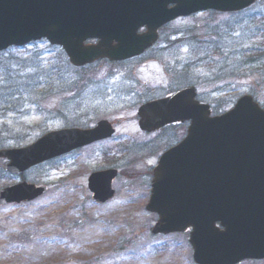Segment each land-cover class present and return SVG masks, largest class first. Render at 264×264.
Returning <instances> with one entry per match:
<instances>
[{"label":"rangeland","instance_id":"1","mask_svg":"<svg viewBox=\"0 0 264 264\" xmlns=\"http://www.w3.org/2000/svg\"><path fill=\"white\" fill-rule=\"evenodd\" d=\"M254 15H264V0L242 15L202 13L178 19L160 30L158 44L144 57L121 64L76 69L61 48L45 40L0 53V149L25 148L47 133L90 129L102 120L116 129L113 139L45 163L21 177L4 173L6 161L0 160V191L21 182L49 188L32 203L0 207V244L6 237L1 233L4 225L20 230L27 221L26 233L36 234L38 226L56 223L69 210L79 214L83 210L92 221L84 232V246L79 255L75 253L76 261L84 263L98 255L109 257L103 264H194L188 233L151 238L158 218L146 210L151 169L182 138L186 127L178 129L183 134L177 139V129L147 136L139 130L137 112L148 100L192 85L199 100L219 112L250 95L257 77L220 80L216 75L222 66L236 61L231 53L241 43L238 30ZM263 100L259 101L262 107ZM108 169L120 172L114 183L116 195L100 206L92 200L88 178ZM127 235L135 238L138 249L113 255L117 242ZM42 249L33 248L31 259L39 263L36 256L67 258V253ZM2 257L0 251V264H16ZM48 264H58V259Z\"/></svg>","mask_w":264,"mask_h":264},{"label":"water","instance_id":"2","mask_svg":"<svg viewBox=\"0 0 264 264\" xmlns=\"http://www.w3.org/2000/svg\"><path fill=\"white\" fill-rule=\"evenodd\" d=\"M257 0H0V52L47 40L60 46L79 68L108 59L122 62L142 55L170 22L201 12L236 13ZM172 6V7H171ZM141 28L146 33L138 35ZM99 40L96 45H85ZM194 87L143 105L139 128L152 133L190 123L186 138L167 151L154 170L147 212L158 216L153 236L184 234L195 264H240L264 260V110L251 96L228 113L211 117ZM101 121L90 130L51 132L31 146L0 150L11 176L112 138ZM117 170L92 174L93 201L115 197ZM47 187L26 182L0 192V207L31 203Z\"/></svg>","mask_w":264,"mask_h":264},{"label":"trees","instance_id":"3","mask_svg":"<svg viewBox=\"0 0 264 264\" xmlns=\"http://www.w3.org/2000/svg\"><path fill=\"white\" fill-rule=\"evenodd\" d=\"M246 12L236 15H242ZM248 21L246 23L244 20L241 23L242 27L238 30L242 38L241 43L236 45L237 51L234 50L233 54L230 52L231 55L237 56L236 61L232 62L231 65L222 66L216 77L220 80L234 77L242 79L257 77L259 81L252 83L253 88L249 93L255 101L259 102L264 97V15H254ZM231 40H233L232 37H230L228 45ZM253 41H261V43L249 46ZM229 68L232 69L227 71ZM213 110L214 115L220 114L217 109ZM71 211L69 210L66 214L60 216L56 223L38 226L36 231L40 234H27L26 229L30 226V222L27 221L25 222V227L20 230H16L13 227L6 228V225H4L3 228L5 229L1 233L6 237L0 244L2 258L9 263L11 261L16 264H44V262L48 264V262L55 259H58V264H103L109 257L98 255L87 257L84 263L75 260V253L79 255V248L84 246L82 244L85 239L84 232L90 226L88 223L92 220L86 215V211L82 210L80 214L79 212L74 213L75 210ZM48 231H53V233H48ZM36 239L41 240L36 241ZM33 248L35 250L46 248L47 250L43 252L50 254L59 252L64 255L67 253V258L62 259L60 255L46 258L36 256L39 260L38 263L36 258L31 259L29 256ZM137 249L135 238L127 235L117 242L113 255L130 254L131 251ZM71 256L74 257L73 261H71L72 258H69Z\"/></svg>","mask_w":264,"mask_h":264},{"label":"flooded vegetation","instance_id":"4","mask_svg":"<svg viewBox=\"0 0 264 264\" xmlns=\"http://www.w3.org/2000/svg\"><path fill=\"white\" fill-rule=\"evenodd\" d=\"M143 33L145 32L144 30L142 31ZM98 42L97 41H88L87 42V44H92V45H96ZM150 52V50H148V51H146L142 56H140V57H138V58H135V59H139V58H142V57H144L147 53H149ZM135 59H132V60H135ZM132 60H128V61H132ZM128 61H126V62H128ZM98 63H112V62H110V61H108V60H102V61H99ZM98 63H96V64H98ZM122 63H125V62H122ZM96 64H94V65H96ZM112 64H121V63H112ZM93 66V65H92ZM174 93V92H173ZM173 93H171V94H169V95H167V96H165V97H162V98H158V99H163V98H166V97H168V96H170V95H172ZM154 100H157V99H152V100H148V101H146V102H144L141 106H143V105H145V104H147L148 102H151V101H154ZM140 106V107H141ZM139 107V108H140ZM139 110V109H138ZM139 121V120H138ZM188 124H174V125H169V126H166V127H164V128H162L160 131H157V132H154V133H143L144 135H155V134H157V133H160V132H162V131H166V130H169V129H177V131H176V133H175V135H174V137H176V139L178 138V135L180 134V133H182L183 134V132L182 131H180V132H178V129H182V128H184V127H186L184 130H185V132H184V134L182 135V134H180V135H182V138H180V140H176V144L174 145V146H172V147H170V148H173V147H175V146H177L185 137H186V134H187V130H188ZM105 141H109V140H105ZM105 141H102V142H105ZM102 142H100V143H102ZM169 148V149H170ZM154 168L155 167H153L152 169H151V171H152V173H151V178H152V180H153V175H154ZM152 180H151V184H152ZM151 184H150V187H151Z\"/></svg>","mask_w":264,"mask_h":264}]
</instances>
